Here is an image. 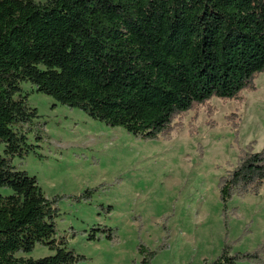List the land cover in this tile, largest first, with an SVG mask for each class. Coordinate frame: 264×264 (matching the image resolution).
<instances>
[{"label":"trees","instance_id":"trees-1","mask_svg":"<svg viewBox=\"0 0 264 264\" xmlns=\"http://www.w3.org/2000/svg\"><path fill=\"white\" fill-rule=\"evenodd\" d=\"M263 71L264 0H0V189L7 190L0 192V264L84 260L56 233L65 196L46 198L36 177L13 163L40 140L37 130L33 142L27 137L37 116L29 93L151 140L168 138L178 118L212 98L241 101ZM253 144L217 180L223 213L233 197L257 195L264 183V145ZM94 191L68 197L88 200ZM83 232L87 241L116 236L102 223ZM35 246L50 253L26 257ZM258 250L225 244L202 264H239ZM138 251L140 264L157 254L142 244Z\"/></svg>","mask_w":264,"mask_h":264},{"label":"rangeland","instance_id":"rangeland-1","mask_svg":"<svg viewBox=\"0 0 264 264\" xmlns=\"http://www.w3.org/2000/svg\"><path fill=\"white\" fill-rule=\"evenodd\" d=\"M254 83L241 101L212 98L178 118L168 138L151 140L31 92L27 103L37 116L27 137L33 142L37 130L40 140L13 163L36 177L46 198L65 196L57 202L56 233L84 256L78 264H140V244L157 250L151 264H202L225 244L232 252L259 249L239 264H264V183L257 195L233 197L225 213L217 187L241 149L264 145V71ZM84 188L95 189L88 200L68 197ZM95 223L115 227V238L87 241L83 229ZM49 253L35 246L24 255Z\"/></svg>","mask_w":264,"mask_h":264}]
</instances>
